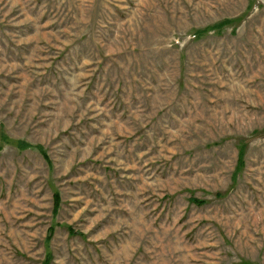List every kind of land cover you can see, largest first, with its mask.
<instances>
[{
	"label": "rangeland",
	"instance_id": "rangeland-1",
	"mask_svg": "<svg viewBox=\"0 0 264 264\" xmlns=\"http://www.w3.org/2000/svg\"><path fill=\"white\" fill-rule=\"evenodd\" d=\"M0 264H264V0H0Z\"/></svg>",
	"mask_w": 264,
	"mask_h": 264
},
{
	"label": "trees",
	"instance_id": "trees-1",
	"mask_svg": "<svg viewBox=\"0 0 264 264\" xmlns=\"http://www.w3.org/2000/svg\"><path fill=\"white\" fill-rule=\"evenodd\" d=\"M4 141L6 142H13L14 145L18 146L19 148L21 149H24V148H27V147H33V148H36L38 149L44 156H45V152L43 150V148L40 146V145H31L29 143H26L24 141H20V140H16V141H10L8 138L4 137L3 139ZM242 153V148L240 150V154ZM193 200V199H192ZM193 202L195 203H198V204H201L203 203L202 201H199L197 199H194ZM60 203V199H59V194L56 192L54 194V207H55V210L58 206V204Z\"/></svg>",
	"mask_w": 264,
	"mask_h": 264
}]
</instances>
